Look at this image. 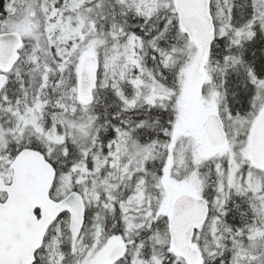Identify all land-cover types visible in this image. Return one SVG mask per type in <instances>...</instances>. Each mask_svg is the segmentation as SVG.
Returning <instances> with one entry per match:
<instances>
[{"label": "snow or ice", "instance_id": "snow-or-ice-1", "mask_svg": "<svg viewBox=\"0 0 264 264\" xmlns=\"http://www.w3.org/2000/svg\"><path fill=\"white\" fill-rule=\"evenodd\" d=\"M0 264H264V0H0Z\"/></svg>", "mask_w": 264, "mask_h": 264}]
</instances>
